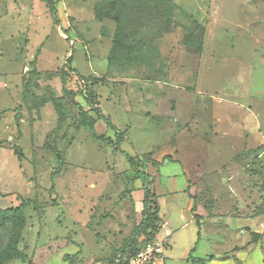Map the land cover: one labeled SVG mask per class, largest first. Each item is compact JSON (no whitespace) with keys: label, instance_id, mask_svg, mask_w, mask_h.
<instances>
[{"label":"rangeland","instance_id":"374dc122","mask_svg":"<svg viewBox=\"0 0 264 264\" xmlns=\"http://www.w3.org/2000/svg\"><path fill=\"white\" fill-rule=\"evenodd\" d=\"M140 161L165 264H264V0H0L5 264H115Z\"/></svg>","mask_w":264,"mask_h":264},{"label":"trees","instance_id":"16d2710c","mask_svg":"<svg viewBox=\"0 0 264 264\" xmlns=\"http://www.w3.org/2000/svg\"><path fill=\"white\" fill-rule=\"evenodd\" d=\"M188 42L192 44L198 43V41L193 37L189 38ZM96 115L99 117V120L103 119L98 111H96ZM79 116L82 120L83 128L92 136H96L94 119L89 117L83 110L79 111ZM104 120L106 121L108 127L116 133V144H120L124 138L123 134L112 127L106 119ZM14 155L18 158V160H20V156L17 151H14ZM123 156L127 159V162L130 166H134L133 159L127 157L125 153H123ZM58 159L60 160L59 157ZM138 164L141 170L139 171V179L141 180L143 187V199L141 201V221L137 227V230L132 233V237L134 238L133 242L130 243V241L128 240L124 244V250L118 257L115 264H123L124 261L130 256L134 255L145 242L152 241L158 234L155 227L156 223H154L158 221V216L155 215L156 213H151L150 210L154 199L153 194L149 191V185H147L149 179L148 175L144 173L146 167L142 161H140ZM51 189H53V186L51 187ZM25 225V215L22 210V206L0 211V230H4L7 233L5 243H0V264H5L8 261L20 258L21 253L18 249V245L21 241V234L23 229L25 228ZM153 231H156L157 233H154ZM143 234L147 235L146 238H143V240L139 241L138 236H142ZM254 236L255 238H259V235L257 234H254ZM196 261L201 262L202 260L197 259Z\"/></svg>","mask_w":264,"mask_h":264},{"label":"built area","instance_id":"2783aa9c","mask_svg":"<svg viewBox=\"0 0 264 264\" xmlns=\"http://www.w3.org/2000/svg\"><path fill=\"white\" fill-rule=\"evenodd\" d=\"M163 227H168V223H163ZM163 240L145 242L139 250L123 264H165L164 242L170 236L169 231H165Z\"/></svg>","mask_w":264,"mask_h":264},{"label":"crops","instance_id":"0c3cea01","mask_svg":"<svg viewBox=\"0 0 264 264\" xmlns=\"http://www.w3.org/2000/svg\"><path fill=\"white\" fill-rule=\"evenodd\" d=\"M138 197H137V199H138V202H140L142 199H143V195L142 194H138L137 195ZM169 220V219H168ZM166 220L167 221V223H168V228H170L171 227V230H173V229H175V230H178V226H179V224L178 223H171L172 221L171 220ZM190 221V220H189ZM196 226H197V228H198V224H196V223H194ZM200 224V227H201V225H202V223H199ZM174 227V228H173ZM180 227H184V225L183 226H180ZM200 227L198 228V229H200ZM171 230L169 231V233H170V236H171ZM164 231V230H163ZM167 231V230H166ZM160 233H162V230L159 232V234ZM198 233H200V231H198ZM169 236V237H170ZM166 259V258H165Z\"/></svg>","mask_w":264,"mask_h":264}]
</instances>
